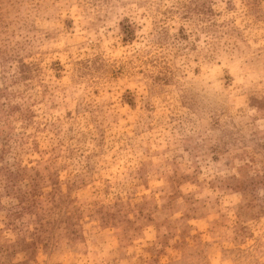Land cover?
<instances>
[{"label": "rangeland", "instance_id": "374dc122", "mask_svg": "<svg viewBox=\"0 0 264 264\" xmlns=\"http://www.w3.org/2000/svg\"><path fill=\"white\" fill-rule=\"evenodd\" d=\"M0 264H264V0H0Z\"/></svg>", "mask_w": 264, "mask_h": 264}]
</instances>
